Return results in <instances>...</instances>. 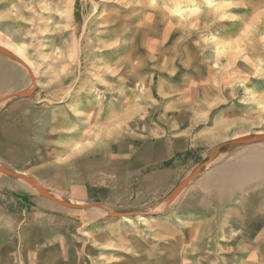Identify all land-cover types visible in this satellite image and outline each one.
Segmentation results:
<instances>
[{
  "label": "rangeland",
  "instance_id": "rangeland-1",
  "mask_svg": "<svg viewBox=\"0 0 264 264\" xmlns=\"http://www.w3.org/2000/svg\"><path fill=\"white\" fill-rule=\"evenodd\" d=\"M177 2L0 0V119L18 122L0 148V264H171L203 180L264 146V0L201 5L184 35ZM131 64L141 100L120 83Z\"/></svg>",
  "mask_w": 264,
  "mask_h": 264
},
{
  "label": "bare ground",
  "instance_id": "bare-ground-1",
  "mask_svg": "<svg viewBox=\"0 0 264 264\" xmlns=\"http://www.w3.org/2000/svg\"><path fill=\"white\" fill-rule=\"evenodd\" d=\"M176 1H178V6L174 7L175 9L173 8L174 10L172 13L177 17L174 28L176 27L175 32L184 35L186 30L184 26L193 23L194 18H192V16L194 11L200 9L201 5L211 6L213 0ZM223 1L224 0H222V2ZM222 2L214 5L211 11L206 10L198 20H201V22L205 24V22L207 23L211 18L213 19L222 6ZM185 3H189L190 5L188 4L185 6ZM183 6L188 9H183ZM195 22L197 23V21H194V23ZM162 24L163 25H161L159 29H161L163 42L165 44V40L168 39L173 29L170 24H165L164 22H162ZM212 38L216 39L214 36H212ZM212 43L213 45H209L211 49L217 50L219 43ZM240 65L239 67H242L243 64ZM137 73L138 71H136L131 64L126 72L124 71L120 74L121 76H127V81H121L120 83L126 88H132L134 90L133 98L141 100L143 95L135 93L137 92V84L135 81L138 76ZM130 101V99H125L123 104L127 105ZM3 104L1 105L3 106ZM77 143H79V141ZM162 143H165L164 139L156 141L152 150L158 153L162 152ZM176 144L177 141L172 142V146ZM42 162L43 160L40 159V168L43 166L41 164ZM1 172L12 174L0 168V175ZM62 173L64 174V172ZM59 174L60 173H58V175ZM19 180L21 179L19 178ZM202 184L205 188L203 194L194 193L192 198L188 201L189 210H198L201 216H199L200 218H197L198 220H195L194 223H188L191 222L189 220H187L188 222L185 221L186 223L180 226L181 228L176 239L171 242L169 241L166 247L170 258L169 263L252 264L253 260H251V258L253 255L256 257L254 258L255 260H258L257 258L262 259L264 255V146L245 150L235 162L213 169L211 174L203 180ZM26 186L29 187L30 185L27 184ZM30 191L33 192L34 190L31 189ZM41 193L44 194V192ZM49 194L44 195L49 200H55L63 204L58 196L52 197V195ZM163 208L164 203H161V205L157 206V211L161 212ZM64 209L61 210L64 211ZM2 212L3 207L0 206V213ZM144 217L145 215H140L137 222H145L146 218ZM154 218L155 216L152 214V216H150V223H153ZM181 220L176 218L175 222L181 223ZM133 243V246L138 248L136 240Z\"/></svg>",
  "mask_w": 264,
  "mask_h": 264
},
{
  "label": "crops",
  "instance_id": "crops-1",
  "mask_svg": "<svg viewBox=\"0 0 264 264\" xmlns=\"http://www.w3.org/2000/svg\"><path fill=\"white\" fill-rule=\"evenodd\" d=\"M18 122L14 120H9L8 118L0 119V148H2V143H4L7 140H10L11 143L17 142V130H18ZM12 134H11V133ZM5 134H8V138L5 139ZM12 136V137H11ZM14 138V140H13ZM16 148V147H14ZM0 159L6 163L10 159H12V156H5L1 154L0 152Z\"/></svg>",
  "mask_w": 264,
  "mask_h": 264
}]
</instances>
